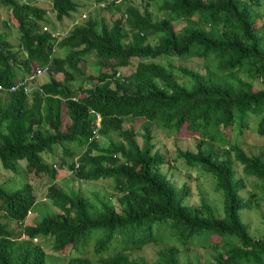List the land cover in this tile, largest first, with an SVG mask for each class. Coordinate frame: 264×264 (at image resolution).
Returning <instances> with one entry per match:
<instances>
[{
    "label": "trees",
    "instance_id": "trees-1",
    "mask_svg": "<svg viewBox=\"0 0 264 264\" xmlns=\"http://www.w3.org/2000/svg\"><path fill=\"white\" fill-rule=\"evenodd\" d=\"M32 1L0 0L9 7L5 27L19 32L15 47L0 30V83L8 87L45 63L51 77L37 79L29 94L22 87L0 92V165L21 182L29 173L54 178L59 161L73 179L107 180L111 189L90 198L52 183L46 197L57 210L42 204L41 218L27 224L36 204L31 184L0 182V264H45L38 238L50 240L67 257L64 264H182L175 244L160 248L154 262L129 258L167 238L186 248L194 240L211 246L213 260L204 264H264V158L230 141L248 112L260 115L255 133L264 136V23L255 25L254 10L264 0H141L140 6L121 0L96 7L57 44L42 26L54 29L77 11L78 0H51L47 7ZM106 10L119 15L107 18ZM56 45L62 56L52 51ZM160 56L199 57L205 72L179 66L186 84L170 63L130 62ZM92 64L96 74L85 72ZM121 66L131 73L114 79ZM90 109L101 116L105 145L94 138ZM182 126L198 141L195 151L177 146V153L215 177L222 215L204 199L186 204L189 187L162 170L170 159L153 130L178 138ZM238 168L254 177L262 196H246ZM250 210L260 215L258 236L245 220Z\"/></svg>",
    "mask_w": 264,
    "mask_h": 264
},
{
    "label": "rangeland",
    "instance_id": "rangeland-1",
    "mask_svg": "<svg viewBox=\"0 0 264 264\" xmlns=\"http://www.w3.org/2000/svg\"><path fill=\"white\" fill-rule=\"evenodd\" d=\"M19 2L24 0H18ZM37 5L40 6H50L51 0H33ZM125 2L140 6L142 4L141 0H125ZM79 7L75 16L86 12L90 9L91 4L88 1L79 2ZM155 6H150L149 9H153ZM142 8V7H141ZM255 12L258 13V17L256 19V26H260L264 23V6L255 7ZM9 12V7H5L3 4L0 3V30L4 32L6 39L10 40L16 47V40L19 37V32L17 30H13L10 28L5 27L3 20L7 18V14ZM103 14L107 18H114L118 16L116 10H106ZM70 20L68 18H64L60 23H55L54 30H62L65 26L69 24ZM64 54V50L61 49L58 51L57 55L62 56ZM160 63H167L171 62L175 67L183 66L186 68H190L201 73L205 72L204 64L202 59L191 57V58H179L177 56H169V57H162L159 59H155ZM98 67L93 64L91 67H86L85 72L88 73H95ZM108 70V69H103ZM129 71H126L128 73ZM174 73L177 74L179 80L188 84L189 78L182 74L178 69L174 70ZM59 78V77H58ZM60 78H62L60 76ZM50 79V73L44 74L40 77V81L46 82ZM64 84V82H62ZM73 84H69L68 86L74 88V86L79 85V82L75 81ZM73 86V87H72ZM260 119V115H256L253 113L248 112L245 116L244 124L245 126L242 127L243 130L239 129L238 126L234 127L235 130L231 132V142L238 144L242 149H244L247 153L253 154H262L264 158V136H259L255 133V129L257 128L258 121ZM139 121L136 122V126ZM153 134L156 136L157 145L161 148L165 153L168 154L169 161L162 166V170L167 174V176L175 182L178 186L186 184L189 187V194L185 198L184 202L189 205H199L201 200L204 199L210 206L213 207L216 214L222 215V207H223V195L221 190H218L215 186V177L212 176L210 173H207L201 170L198 167H191L186 164L184 158L180 157L177 153L176 147L180 146L183 149L195 151V145L198 141L195 135L189 133L184 129L182 126L181 132L178 135V138H174L173 136H165L162 134L161 131L157 130L156 128L153 130ZM230 138V137H229ZM141 138L138 137V141L141 142ZM98 143L100 145H105L107 143L106 139L103 137L99 138ZM59 161L56 162V167L59 169L57 174L54 178H51L49 175L42 173V174H27L22 181L20 182L19 176L9 170H5L0 165V182L1 183H11L14 186L19 185L22 182L28 181L33 189V193L35 194L37 204L39 202L46 203L48 200L46 199V190L47 187L52 183H57L60 187L65 186L67 187H74V189H80L81 193L85 196L90 198L92 197V192L97 190H110L111 185L107 180L102 181H84L80 180L77 181L73 179V173L69 168L66 166H59ZM241 168V165H239ZM238 168L237 175L243 179L246 185L245 194L248 195L247 192H255L256 195L262 196V191L256 184L254 177L246 176L242 173L241 169ZM113 202V201H112ZM261 210L264 211V194L263 198L259 200ZM50 201H48V204ZM115 203V201L113 202ZM42 205L39 204L35 210H31V214L29 215V219L26 221L27 224H31L32 221L35 219H40L41 215H38L41 211ZM52 210H57L56 207L51 206ZM245 220L249 224V230L252 234H256L257 232H262V224L260 220L259 212L250 210L245 213ZM258 234V233H257ZM256 234V236H258ZM210 241L217 240L218 237L214 239L209 237ZM38 242L42 244L44 251L48 254L47 260L45 264H64L67 261V257L63 256V254L52 250L49 242L47 240H43L38 238ZM166 244H175L180 247L179 253V260L180 262H188L191 264H198V263H207L213 260V254L211 246L203 245L200 242L194 240L192 241L191 245L186 248L179 244L174 238H167L166 240L160 242H151L141 249L134 250L129 252L130 259H142L148 262H154L156 258L157 251L162 248ZM65 250H72L69 247H66ZM68 251H65V253ZM73 252H77L74 251ZM77 254V253H76ZM85 254H90L89 251L86 250Z\"/></svg>",
    "mask_w": 264,
    "mask_h": 264
},
{
    "label": "clouds",
    "instance_id": "clouds-1",
    "mask_svg": "<svg viewBox=\"0 0 264 264\" xmlns=\"http://www.w3.org/2000/svg\"><path fill=\"white\" fill-rule=\"evenodd\" d=\"M80 0H78V2H79ZM82 1H88V2H90V4H91V7H90V9H88L86 12H84V13H81V14H79V15H77V16H75L76 14H74L75 12L77 13V11H75L71 16H69V17H64V18H68L69 20H70V22H69V24L67 25V26H65L62 30H54V29H51L50 27H49V25L48 24H44L43 26H42V30H45V31H48L49 30V32H50V34H51V37L55 40V44H57L63 37H65L69 32H70V30H72V28H74L75 26H77V25H79V24H81L86 18H87V16L89 15V13L91 12V11H93L96 7H98V6H100V7H104V6H106V4H108V3H115V4H119V3H121V0H104V1H102V2H99V3H96V2H94V1H92V0H82ZM79 4V3H78ZM78 10V9H77ZM123 16H124V18L126 17V13H124L123 14ZM63 18V19H64ZM62 19V20H63ZM61 21H58L57 23H60ZM54 28H55V25H54ZM61 49H63L62 47H60V46H54L53 47V52H54V54L56 53V55H57V53H58V51L59 50H61ZM64 50V49H63ZM65 52V51H64ZM58 56V55H57ZM162 57H169V56H160V57H157V58H155V59H159V58H162ZM191 57H195V56H189V57H179V58H182V59H185V58H191ZM196 58H199V57H196ZM155 59H151V58H144V59H139V58H137V57H133V58H131V60H130V62H132V61H144V62H152V61H155ZM201 59V58H200ZM155 62H157V63H160V62H158V61H155ZM168 63H170L172 66H173V68H172V72L174 73V70L175 69H178L179 70V65L177 66V67H175L171 62H167V63H162V64H168ZM95 65V64H94ZM91 66H93V64L92 65H90V66H88V67H91ZM95 66H97L98 67V65H95ZM50 64L49 63H45L44 65H42V66H37L33 71H31L30 73H28V74H26V76H28V75H30V74H35L36 73V70L38 69V68H44L45 69V72L43 73V74H41V75H39V76H36V77H34L33 79H32V81H30L29 83H28V87H29V90L28 91H25L27 94H29L32 90H33V88L34 87H38L39 86V83H38V80L37 79H40V77L41 76H43L44 74H47V73H50V77H51V72H50ZM183 67V66H182ZM98 69H99V67L96 69V72L98 71ZM103 69H105V68H101V70L102 71H109V70H103ZM126 71H129L128 73H126ZM110 72V71H109ZM131 73V70L128 68V67H125V66H121V67H119L116 71H115V74H114V79H118L119 78V80H121L122 79V76H126V75H128V74H130ZM175 74V73H174ZM26 76H24V77H26ZM23 77V78H24ZM60 78V76L59 75H57V78ZM20 78V77H19ZM22 79V78H21ZM20 80V79H19ZM18 80V81H19ZM50 80V79H49ZM17 81V82H18ZM33 81H35V84H32V82ZM16 82V83H17ZM47 82V81H46ZM1 84V83H0ZM14 84V83H13ZM2 86H4V88L6 89V90H0V92H10V91H8L7 89L12 85H10V86H5V85H3V84H1ZM112 86H114V84L112 83L111 84ZM90 114L94 117V128H93V134H94V138H96L97 140H99V138H102V136L99 134V132H98V130L100 129V120H101V116H100V114L98 113V112H96L95 110H93V109H90ZM158 130V129H157ZM160 131V130H159ZM162 132V131H161ZM75 160H76V158H75ZM65 166V165H64ZM76 166H77V164H76ZM54 167L56 168V170L58 171L59 169L56 167V164H54ZM63 167V166H62ZM68 168V167H67ZM72 172V171H71ZM73 173V172H72ZM47 191V190H46ZM35 195V194H34ZM46 195V194H45ZM46 199H47V197H46ZM48 200V199H47ZM49 201V200H48ZM48 201L46 202V203H41V202H39L38 204H37V201H36V197H35V202H36V204H35V206L32 208V209H34L35 210V208L39 205V204H45V207H49V208H51V204L49 203L48 204ZM55 207V206H54ZM32 209H30V210H28L27 211V213H26V215H25V219H24V221H27L28 219H29V215L31 214V210ZM52 210V209H51ZM41 213H43V211H40L39 212V214L38 215H41ZM36 240V239H35Z\"/></svg>",
    "mask_w": 264,
    "mask_h": 264
},
{
    "label": "built area",
    "instance_id": "built-area-1",
    "mask_svg": "<svg viewBox=\"0 0 264 264\" xmlns=\"http://www.w3.org/2000/svg\"><path fill=\"white\" fill-rule=\"evenodd\" d=\"M44 72H45L44 68H38L35 74L32 73L20 79L17 83L12 84L7 90L10 92H14V91H17L18 88L22 87L24 91H28L29 90L28 83L32 81L34 77L39 76L43 74ZM0 90H6V89L4 88V86L0 84Z\"/></svg>",
    "mask_w": 264,
    "mask_h": 264
}]
</instances>
